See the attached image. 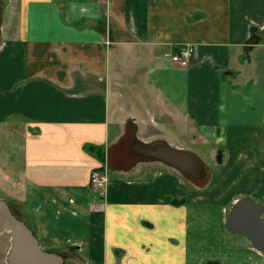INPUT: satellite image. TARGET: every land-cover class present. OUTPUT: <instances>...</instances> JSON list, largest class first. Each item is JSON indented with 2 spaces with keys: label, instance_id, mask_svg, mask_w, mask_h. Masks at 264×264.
<instances>
[{
  "label": "crops",
  "instance_id": "crops-1",
  "mask_svg": "<svg viewBox=\"0 0 264 264\" xmlns=\"http://www.w3.org/2000/svg\"><path fill=\"white\" fill-rule=\"evenodd\" d=\"M120 111L144 144L264 152V0H0V192L42 247L66 264H264L228 232L234 180L195 188L131 141L113 156Z\"/></svg>",
  "mask_w": 264,
  "mask_h": 264
},
{
  "label": "water",
  "instance_id": "water-1",
  "mask_svg": "<svg viewBox=\"0 0 264 264\" xmlns=\"http://www.w3.org/2000/svg\"><path fill=\"white\" fill-rule=\"evenodd\" d=\"M257 42L259 38L250 41ZM135 147L136 153L162 160L193 178L198 179L203 175V161L192 152L176 149L169 144L152 147L139 139L135 140ZM226 224L230 231L244 236L256 249L264 251L263 204L251 196L238 198L229 210ZM4 231L11 235L8 264H66L61 253L45 250L34 230L13 212L6 199H0V233Z\"/></svg>",
  "mask_w": 264,
  "mask_h": 264
},
{
  "label": "rangeland",
  "instance_id": "rangeland-1",
  "mask_svg": "<svg viewBox=\"0 0 264 264\" xmlns=\"http://www.w3.org/2000/svg\"><path fill=\"white\" fill-rule=\"evenodd\" d=\"M5 1H8V0H5ZM251 55H254V53L252 52ZM245 64L248 65L249 62L246 61ZM136 86H138V83H136ZM126 114L127 113L125 111H122L120 117L114 116V118L112 119L113 123L115 124L114 125L115 132L113 131L114 132V138H113L114 146L111 145L113 146L111 148L113 149L114 157L119 155L117 153L118 151H121V147L123 146L126 147L127 143H129L131 140H133V138H135V136H137L136 129H135L136 127L132 122H127V124L125 125L123 124L127 116ZM255 143H257V140L254 141V139L249 136L238 137L237 139L238 153L232 151V153H229L227 157L231 156L233 158V161L232 160L230 161L227 158L223 162L219 161L220 152L216 151L215 150L216 148H214L212 152L207 153L203 150L202 146H194L193 147L195 151L194 153L200 156L205 162L204 168H203L204 175L202 176L201 179L194 180V187L197 188L201 186L203 187L206 186L209 180L211 181V179L214 176L218 175V173L221 172V175L224 178H229L230 180L235 181L233 182L235 184V186L233 187L234 190H241L246 196L247 195L251 196L255 198L257 202L264 204V197H262L261 193L253 194V193H256L257 191L264 192V152H261V154H257L252 149ZM225 148H228V147L225 146ZM122 156L125 157V154L123 153ZM261 157L263 159L262 161H260ZM111 174L112 175L114 174L113 170L111 171ZM238 193L240 192H237L236 194H234V196H237ZM0 196L1 198L4 197L3 199H5L6 197L1 192H0ZM229 203L231 207L234 201H230ZM14 209L15 210L13 212L19 218L23 219L30 226V224L28 223L27 217H26L27 215L26 212L22 209L20 210L18 206H14ZM228 232L229 234H234L229 229H228ZM73 234L74 232L72 231L65 232L64 234H61L60 232H58V237H60V239H63L62 241H65L69 236H74ZM232 236H236V238H240L241 240L248 242L250 246H253L242 235L238 234V235H232ZM10 247H11L10 232L4 231L3 233H0V264H8L7 254H8Z\"/></svg>",
  "mask_w": 264,
  "mask_h": 264
},
{
  "label": "built area",
  "instance_id": "built-area-1",
  "mask_svg": "<svg viewBox=\"0 0 264 264\" xmlns=\"http://www.w3.org/2000/svg\"><path fill=\"white\" fill-rule=\"evenodd\" d=\"M196 53V47L192 44H187L180 48L176 54H174V61L180 62L183 65L188 64ZM109 182V177L107 171L104 169H96L92 173L91 184L94 189L99 193V195L104 196L107 185Z\"/></svg>",
  "mask_w": 264,
  "mask_h": 264
},
{
  "label": "flooded vegetation",
  "instance_id": "flooded-vegetation-1",
  "mask_svg": "<svg viewBox=\"0 0 264 264\" xmlns=\"http://www.w3.org/2000/svg\"><path fill=\"white\" fill-rule=\"evenodd\" d=\"M157 145H159V144H150L149 146H157ZM114 146V145H113ZM131 147H132V151L134 152L135 151V149H137V147H135V138H134V140H131ZM222 154V153H221ZM141 156H144V155H141ZM146 157V156H145Z\"/></svg>",
  "mask_w": 264,
  "mask_h": 264
},
{
  "label": "trees",
  "instance_id": "trees-1",
  "mask_svg": "<svg viewBox=\"0 0 264 264\" xmlns=\"http://www.w3.org/2000/svg\"><path fill=\"white\" fill-rule=\"evenodd\" d=\"M254 38H257V37H254ZM254 38H252L251 40H253Z\"/></svg>",
  "mask_w": 264,
  "mask_h": 264
}]
</instances>
